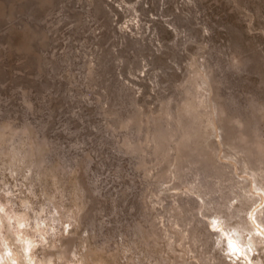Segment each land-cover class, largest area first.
I'll use <instances>...</instances> for the list:
<instances>
[{"label": "clouds", "instance_id": "clouds-1", "mask_svg": "<svg viewBox=\"0 0 264 264\" xmlns=\"http://www.w3.org/2000/svg\"><path fill=\"white\" fill-rule=\"evenodd\" d=\"M24 2L0 264H264V0Z\"/></svg>", "mask_w": 264, "mask_h": 264}, {"label": "rangeland", "instance_id": "rangeland-1", "mask_svg": "<svg viewBox=\"0 0 264 264\" xmlns=\"http://www.w3.org/2000/svg\"><path fill=\"white\" fill-rule=\"evenodd\" d=\"M25 8L24 0H0V33L12 29L23 17ZM5 64L9 66V71L0 66V76L8 78L10 69L15 68V58L6 60Z\"/></svg>", "mask_w": 264, "mask_h": 264}]
</instances>
